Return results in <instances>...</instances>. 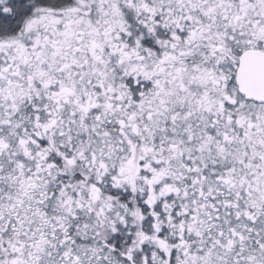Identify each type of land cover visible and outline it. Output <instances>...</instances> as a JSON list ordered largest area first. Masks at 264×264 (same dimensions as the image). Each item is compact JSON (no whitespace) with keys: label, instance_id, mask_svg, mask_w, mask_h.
I'll list each match as a JSON object with an SVG mask.
<instances>
[{"label":"snow or ice","instance_id":"snow-or-ice-1","mask_svg":"<svg viewBox=\"0 0 264 264\" xmlns=\"http://www.w3.org/2000/svg\"><path fill=\"white\" fill-rule=\"evenodd\" d=\"M0 264H264V0H0Z\"/></svg>","mask_w":264,"mask_h":264}]
</instances>
